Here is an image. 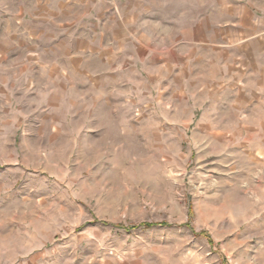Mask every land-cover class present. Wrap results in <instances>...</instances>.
I'll use <instances>...</instances> for the list:
<instances>
[{"label":"rangeland","instance_id":"rangeland-1","mask_svg":"<svg viewBox=\"0 0 264 264\" xmlns=\"http://www.w3.org/2000/svg\"><path fill=\"white\" fill-rule=\"evenodd\" d=\"M248 46L264 0H0V264H264Z\"/></svg>","mask_w":264,"mask_h":264},{"label":"crops","instance_id":"crops-1","mask_svg":"<svg viewBox=\"0 0 264 264\" xmlns=\"http://www.w3.org/2000/svg\"><path fill=\"white\" fill-rule=\"evenodd\" d=\"M244 53L248 54V56L253 55V61L255 63L253 65L248 64L245 65L243 63H238V65H233L231 67V71H233V80L232 84L233 86H241L242 90L241 93H248L250 98H253L255 101H263L264 102V62L261 63L258 56H256V53H259L256 51V53L251 49L250 46L246 50H244ZM223 50L216 51L215 54H210L206 57V60L208 62L207 71H206V77H207V83L209 79H211L212 76L215 75V77H219V81H216V85L224 86L223 77L225 75L224 73V67L222 62L220 60L223 58ZM232 60L235 61V56H232ZM216 62V63H215ZM215 63V65H214ZM228 69V68H227ZM213 70H215V73H213ZM249 74L251 80L246 83V81L243 80L244 76ZM239 77V78H238ZM236 78H238V81H235ZM210 85V84H209ZM212 86V85H210ZM212 88V87H210Z\"/></svg>","mask_w":264,"mask_h":264},{"label":"trees","instance_id":"trees-1","mask_svg":"<svg viewBox=\"0 0 264 264\" xmlns=\"http://www.w3.org/2000/svg\"><path fill=\"white\" fill-rule=\"evenodd\" d=\"M144 226H147V227H149V225H144Z\"/></svg>","mask_w":264,"mask_h":264}]
</instances>
